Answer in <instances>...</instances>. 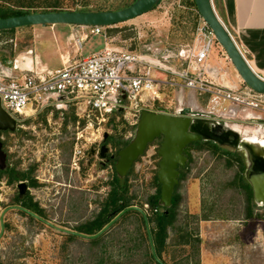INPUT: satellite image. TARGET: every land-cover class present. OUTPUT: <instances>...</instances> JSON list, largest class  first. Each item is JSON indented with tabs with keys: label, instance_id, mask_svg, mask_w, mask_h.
<instances>
[{
	"label": "rangeland",
	"instance_id": "rangeland-1",
	"mask_svg": "<svg viewBox=\"0 0 264 264\" xmlns=\"http://www.w3.org/2000/svg\"><path fill=\"white\" fill-rule=\"evenodd\" d=\"M134 1L89 0L88 8L117 10ZM71 4L68 0L67 5L72 6ZM202 22L192 0H162L151 11L115 24L109 31L115 36L117 44L139 51L148 49L156 57L161 53L192 45L196 39V28ZM61 28L58 26L57 29L60 33L59 40L55 39L52 25L25 26L14 31L0 32V65L13 67L19 60V65L25 68L22 64L25 59L22 57L29 55L35 60L39 53L43 63L47 62L53 68L60 67L62 63L58 48L65 46L70 50L72 43V30L69 27ZM104 44L102 35H92L86 41L82 54L87 56L99 51ZM212 51L213 59L217 58L215 66L219 68L218 77L224 74L226 79H230L229 76L238 74L217 39ZM213 59L210 57V61ZM170 63L177 64L174 58L170 59ZM185 107L210 113V94L198 95L190 89L165 88L161 90L160 98L145 109L160 111L159 108H165L168 113L176 114ZM34 117L40 120L70 118L73 121L70 129L79 132L85 125H78L79 117L71 106L67 109L48 108ZM136 121L134 112H122L114 114L98 127L86 128L84 134L88 137V148L97 146L104 133H109L121 141L116 147L109 145L111 152L116 153L125 146L122 142H129L133 138L137 128ZM227 125L228 129L234 125H242L246 130H241L246 133L247 130L255 131L258 126L256 121L248 119H235ZM65 129L59 126L57 129L45 128L44 125L41 133ZM40 130L39 127L37 132L28 130L31 133L25 136V140L31 142H25L26 148H23L24 136L15 137L11 162L22 164V156L26 158L24 162H35L40 154L32 146V142L36 140ZM240 137H244L242 133ZM213 142L218 145L202 142L195 146L188 167L182 170L183 177L175 191L180 200L176 206V218L168 228L164 258L167 264H202L203 259L205 264H213L215 260L219 264H241V245L251 244L261 246L259 258L264 264V205H258L250 190L245 187L246 181L242 178V166L246 168L244 151L229 144ZM160 145L159 139L150 143L146 152L124 177L128 185V206L142 209L147 216H151L153 211L148 203L149 199L160 192V185L156 181L161 160L158 154ZM47 147L50 149L47 157L53 165L60 163L59 155L60 159L68 156V145L64 147V144H60L57 149L65 148L60 153ZM95 162L98 163L97 158ZM113 167L112 161L104 169L99 166L89 169L88 187L78 184L83 189L71 190L66 185L53 183L56 194L50 202L53 212H50L51 216L48 218L52 226L17 211L8 212L7 227L0 236V264H154L149 261L151 244L146 222L143 220L145 216L137 209L126 212L99 235L98 237L103 236L99 243H91V239L79 235L74 239L70 237V233L60 229L78 231L77 228L82 223L96 218L111 189L110 182L115 175ZM101 180L104 184L99 182ZM164 210V207H159L160 212ZM250 212L252 217H248ZM116 215L110 217L114 219ZM152 225L150 223V227Z\"/></svg>",
	"mask_w": 264,
	"mask_h": 264
},
{
	"label": "built area",
	"instance_id": "built-area-1",
	"mask_svg": "<svg viewBox=\"0 0 264 264\" xmlns=\"http://www.w3.org/2000/svg\"><path fill=\"white\" fill-rule=\"evenodd\" d=\"M77 26L60 67L51 68L37 57L31 68L0 65L2 107L16 120L24 121L48 108L71 106L78 123L84 122L86 128L98 127L122 112H134L138 121L139 114L160 98L162 89L180 88L210 94L214 120L231 124L248 119L264 126V93L244 81L240 87H230L213 77L216 69H209L208 60L216 36L204 20L196 28L192 45L156 57L148 49L112 44L109 29L113 25ZM92 35H102L106 45L84 56V45ZM173 58L176 65L170 63Z\"/></svg>",
	"mask_w": 264,
	"mask_h": 264
},
{
	"label": "water",
	"instance_id": "water-1",
	"mask_svg": "<svg viewBox=\"0 0 264 264\" xmlns=\"http://www.w3.org/2000/svg\"><path fill=\"white\" fill-rule=\"evenodd\" d=\"M194 1L199 14L214 32L216 39L225 49L233 66L243 81L256 92L264 93V78L254 71L241 52L236 41L219 17L213 0ZM161 2L162 0H136L131 5L119 10L41 11L1 17L0 31L33 25L53 26L56 24H68L111 26L129 21L147 13ZM203 118H209L215 123L212 129L216 133H221L228 127L226 122L214 120V114L206 113L203 110H197L192 107H185L176 114L168 113L165 108H161L160 111L143 110L139 116L133 138L119 151V158L116 162V171L118 175L121 178L126 177L138 158L146 152L149 144L159 137H162V142L158 150V154L161 157L157 172L158 182L161 186L159 203L168 211L173 205L176 187L180 182L179 167L186 166L188 157L192 154L194 149L193 143L201 139L220 142L216 139L207 138L204 134L194 130V122ZM15 122L16 119L2 107L0 99V131L8 129L14 130ZM240 144L238 146H231L244 151L246 157L245 177L251 185L255 202L258 205H264V157L256 156L249 146L242 148ZM107 151L108 148L103 147V157L106 156ZM132 209H137L144 214L151 249L154 257L159 260L148 216L142 209L136 206H127L124 208L97 234H85L74 230L60 229L70 234L93 239L105 232L116 220ZM2 225L3 231L0 236L4 232L3 219Z\"/></svg>",
	"mask_w": 264,
	"mask_h": 264
},
{
	"label": "flooded vegetation",
	"instance_id": "flooded-vegetation-1",
	"mask_svg": "<svg viewBox=\"0 0 264 264\" xmlns=\"http://www.w3.org/2000/svg\"><path fill=\"white\" fill-rule=\"evenodd\" d=\"M82 124L84 125V122ZM44 125L45 128L51 129H57V126L70 129L73 125V121L70 118L40 120L36 117H31L24 121L16 120L14 130L8 129L0 131V234L3 231L2 219L5 231L7 227L6 215L10 211H17L38 220L40 223L52 226L48 218L51 216L50 212H53L50 202L52 201V197L56 194L54 192L55 185L53 183L61 184L62 186L66 185L70 187L71 190L83 189V187H79L78 184L88 187L90 181L88 178L89 169L94 166H99L104 169L105 165L112 161L114 162L113 168L115 174L112 180L118 175L116 171V162L119 158L118 154L120 149L116 153H113L109 145L116 147L120 144V140L113 138L109 133H104L103 138L97 146L88 148V137L84 134L86 131L85 125L82 126L80 132L65 129L63 131H46L41 133ZM78 125L80 124L78 123ZM214 125L215 124H212L210 126L212 127ZM38 127L41 130L40 133L37 134L36 140L32 142V146L37 148V152L40 154L39 157H36L33 164L24 162L26 159L24 156H22L24 160L22 164L16 165L11 162L10 157L13 151L12 144L15 142V137L20 138L24 136L22 139L24 145H22L23 148H26L27 144H25V142H31V140H25V136L31 133L28 132V130L37 132L36 129H38ZM76 128H79V126L76 125ZM19 138L18 141L20 142ZM158 139L161 144L162 137ZM213 141L214 140L201 139L200 141L194 142L193 145L195 148V146L202 142L205 144H217ZM60 144H64V147L68 145L69 153L66 158L61 159L59 155L58 160H60V163H58V165H53L47 157L50 150L47 146H50L52 150H56L60 153L65 149L64 147L57 149ZM53 145L57 147L53 148ZM126 145L127 144H125V146ZM103 147L108 148L106 156L104 157L102 156ZM191 157L192 154L188 157L186 166L179 167L180 178L182 176V170L188 167ZM95 158L98 159V163L95 162ZM99 182L104 184L103 180ZM110 185L111 189L108 196L112 190V181ZM5 188H8V190ZM121 211L120 208L110 210L108 214L110 221L112 219L110 216L116 215V213L118 214Z\"/></svg>",
	"mask_w": 264,
	"mask_h": 264
},
{
	"label": "trees",
	"instance_id": "trees-1",
	"mask_svg": "<svg viewBox=\"0 0 264 264\" xmlns=\"http://www.w3.org/2000/svg\"><path fill=\"white\" fill-rule=\"evenodd\" d=\"M67 1L68 0H0V18L16 16L25 13L41 12V11H58V10L102 11L104 10V9L94 10L88 8L89 0H70L72 2L71 4L72 6L67 5ZM192 4L197 8L194 0H192ZM14 30L15 29L4 30V31H14ZM122 143L128 144L129 142L125 141ZM245 169L246 168L243 165L242 178L246 181L245 187L249 189L251 194L253 195L251 185L246 179L245 175L243 174L245 173ZM182 177L183 174L181 178ZM156 181L158 185H160V183L158 182V177H156ZM127 192H128L127 179L121 178L118 175H116L115 179L112 181V190L109 196L107 197V200L101 212H99V214L96 216L95 219L82 223L77 228V230L85 234H97L98 232H100L104 228V226H106L110 222V218L108 217L110 210H114L116 208H120L121 210H123L129 205L127 200ZM160 194H161V186H160V192L153 195L148 202L153 210L151 216H148V220L149 223L153 224L151 226V232L159 260H157L154 257L152 249L149 251L148 254L150 255L149 256L150 262H153L154 264H167L164 258V248L166 246V241L169 233L168 228L170 225L173 224L176 218V206L178 205L180 196L178 194H175L173 197L172 207L169 208L168 211L164 208L165 210L160 212L159 207H162L159 203ZM136 212L139 213V211ZM252 216H253L252 212H250L248 217H252ZM143 220L145 221L144 217ZM70 237L75 239L76 235L71 234ZM102 238L103 236H100L96 239L89 240V242L94 244L99 243Z\"/></svg>",
	"mask_w": 264,
	"mask_h": 264
},
{
	"label": "crops",
	"instance_id": "crops-1",
	"mask_svg": "<svg viewBox=\"0 0 264 264\" xmlns=\"http://www.w3.org/2000/svg\"><path fill=\"white\" fill-rule=\"evenodd\" d=\"M213 2L219 17L222 19L224 24L230 30L231 34L233 35L238 46L244 53L251 67L254 69V71L257 74H259L261 77L264 78V0H213ZM33 26L40 27L42 25H33ZM58 26H61L62 27L61 29H64L65 27L67 28L69 27L72 30V32L78 28L77 25H68V24L53 25L52 27H54L55 30L54 36L56 40H59L58 35H60L59 31L57 30ZM43 27H49V26H43ZM110 35L114 37V41H112V44L119 45L115 41V36L112 35L111 33ZM106 42L107 41L104 38V43H105L104 46L106 45ZM119 46H123V45H119ZM61 48H64V50L62 51ZM58 49H60L59 55L61 60V55L68 50L66 49L65 46L60 47ZM212 52L213 51L210 52V57H212L213 59ZM216 53H217V48H216ZM210 57L208 60V67L209 69H214V68L216 69L217 75L215 73L213 77H215L217 81L226 84L230 87L242 86L243 80L241 76H239V74L232 75L231 73L233 77L229 76L230 79H226L224 74H222L221 77H218L219 75L217 70L218 67L216 68L215 66V64H217V58H215V60L213 59L214 61L213 60L210 61ZM37 58L39 61L42 62L39 53H37ZM22 64L25 65V62H23ZM198 95H202V94H198ZM250 112L255 113L254 111H250ZM238 126H240L239 129L246 130L244 126L242 125H238ZM235 130L237 131V129ZM238 132L240 133V131ZM248 132L253 133L257 131L247 130V133ZM260 249H262L260 245L254 246L251 244H242L241 251L243 252V254L241 258V264H263V261L259 258L261 255ZM250 251L253 253H250ZM255 252H257V255L255 254ZM215 261H213L212 263L219 264L218 261L216 262ZM205 262L206 261L203 259L202 264H205ZM229 264H234V262Z\"/></svg>",
	"mask_w": 264,
	"mask_h": 264
},
{
	"label": "bare ground",
	"instance_id": "bare-ground-1",
	"mask_svg": "<svg viewBox=\"0 0 264 264\" xmlns=\"http://www.w3.org/2000/svg\"><path fill=\"white\" fill-rule=\"evenodd\" d=\"M22 58L25 59V65L23 64V66H27L25 68H31L33 64L32 57L26 55ZM19 62L18 60L17 65H19ZM212 124L215 123L212 122L211 119H199L194 122L193 128L195 131L204 134L207 138L219 140L221 144L238 146L241 143L240 146H242V148L249 146L256 156L264 157V126L258 125L255 130L257 132L253 133H243L238 125L231 127L234 129H228L227 127L223 132L216 133L210 126ZM235 129H237V131ZM238 131L243 134V138L240 137Z\"/></svg>",
	"mask_w": 264,
	"mask_h": 264
}]
</instances>
